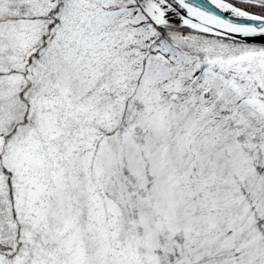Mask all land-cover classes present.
<instances>
[{
  "label": "snow or ice",
  "instance_id": "snow-or-ice-1",
  "mask_svg": "<svg viewBox=\"0 0 264 264\" xmlns=\"http://www.w3.org/2000/svg\"><path fill=\"white\" fill-rule=\"evenodd\" d=\"M0 264H264V0H0Z\"/></svg>",
  "mask_w": 264,
  "mask_h": 264
}]
</instances>
